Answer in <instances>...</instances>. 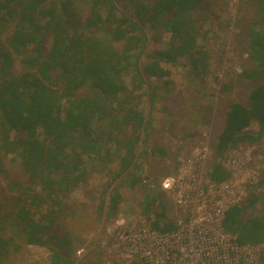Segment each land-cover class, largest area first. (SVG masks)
I'll return each instance as SVG.
<instances>
[{
  "label": "trees",
  "instance_id": "16d2710c",
  "mask_svg": "<svg viewBox=\"0 0 264 264\" xmlns=\"http://www.w3.org/2000/svg\"><path fill=\"white\" fill-rule=\"evenodd\" d=\"M207 2L0 0V38L11 29L0 39V199L4 191L12 194V200L0 204V263L19 249L16 243L21 241L51 251L50 264H73L67 259L73 239L63 228L65 200L85 181L86 171H103L115 161L118 170L111 182L142 189L141 212L147 215L156 205L162 210L155 213L151 226L164 232L174 229L171 221L159 224L166 216L163 198L148 191L133 167L138 132L148 128L144 114L132 103L144 93L133 96V91H140L151 78L162 83V93L168 92L171 73L163 62L185 59L190 74L204 76L199 40ZM249 2L252 14L241 16L239 22L245 53L253 63L241 76L252 86L247 105L229 104L215 158L240 143L264 140V0ZM81 3L88 4L86 16L78 11ZM164 34L168 40L163 42ZM150 44L157 50L146 53ZM125 76H131L133 90L127 89ZM146 96L154 101L159 94L153 88ZM252 124L255 131L248 130ZM14 156L23 182L7 177L3 162H13ZM207 176L217 184L228 178L215 161ZM108 188L99 205L106 207V218L121 200L117 185L110 192ZM258 200L251 194L241 206L223 212L221 228L240 245L264 242V211L255 217L251 210ZM260 261L264 264V254Z\"/></svg>",
  "mask_w": 264,
  "mask_h": 264
},
{
  "label": "rangeland",
  "instance_id": "374dc122",
  "mask_svg": "<svg viewBox=\"0 0 264 264\" xmlns=\"http://www.w3.org/2000/svg\"><path fill=\"white\" fill-rule=\"evenodd\" d=\"M251 5L253 7L252 3ZM251 5L249 0H208L204 10L207 19L201 24L202 38L199 40L203 62L206 65L204 76L197 78L190 74V66L185 59L174 64L163 62V68L171 73L168 92L162 93L159 89L162 88V83L151 78L146 80L140 91H133V96L136 93H144L143 97L132 103L137 104L136 107L142 111L148 124L147 130L138 132L139 140L134 143L133 167L141 183L144 180L149 182V188L145 186L148 191L155 198L158 196L163 198L166 216L160 218L161 222L158 220L161 226L171 221L173 226L177 225V228H180L178 227V224L182 223L180 221H186L188 218V212L183 207H178L162 188V181L173 175L187 180L190 188L192 186L199 188L190 189L187 207L191 210V218L204 225L210 220L215 227L222 208L241 206L251 194H257L259 198L251 209L252 214L255 217L263 215L264 140L256 144L240 143L217 158L214 153L217 135L225 121L229 104L233 101L248 104L247 97L252 83L241 75L253 63L245 53L239 18L251 16L253 11ZM77 8L81 16L87 15V3H81ZM10 31L11 29L5 30L0 39H5ZM167 40L168 35L164 34L163 42ZM154 50H157V46L150 44L145 52L150 53ZM13 69L15 72L19 71L17 62ZM125 81L127 89L133 90L131 76H125ZM153 88L158 91L159 97L151 101L146 94ZM131 130V127L127 130L128 135H131ZM248 130L255 131L256 126L252 124ZM131 139L132 142L135 141L134 138ZM212 161L221 165L228 174V178L218 184L211 183L207 176ZM19 162L15 157L13 162L4 159L3 164L7 172L9 171L8 178L23 182L24 175L20 171ZM98 170L86 171L89 174L85 176V181L78 183L65 200L67 209L63 216L66 218V225L63 228L70 233L74 247L72 255L66 258L73 260V264H131L130 257L128 261L125 258L127 253L124 251L129 245L124 244H130L135 250L134 254L137 252L141 255L144 252L145 255L149 252L153 256L159 255V248L151 245L153 231L155 233L164 231L155 229L151 224L150 228L153 231L147 230L148 227L142 226L141 219L146 216L150 221L156 220L155 213L162 211L160 207L156 205L144 216L141 212L144 208L143 190L138 187L130 189L121 181L111 182L112 173L118 170L117 161L106 166L103 171ZM222 183L227 186V196L222 192L210 191V187L220 186ZM108 185L109 192L117 185L121 200L116 212H112L109 218H106L107 211H104L106 208H100L99 205ZM208 187L209 189H206ZM202 189L205 193L200 196ZM4 196L0 199V204L12 200L10 198L12 194L9 192L4 191ZM103 198L107 201L106 196ZM222 198L223 201L218 205L219 199ZM247 214L250 212L247 211ZM112 228H121L119 233L127 231L129 237L116 238L119 233L111 231L108 240H105L106 230ZM173 232L175 230L170 233ZM176 233L180 235L179 232ZM139 235L145 239L142 247L137 246L136 238ZM101 243L107 252L101 247ZM16 244L19 245V249L11 251L7 259L0 264L51 263L52 253L47 248L28 247V244L21 241ZM257 264L263 263L260 261Z\"/></svg>",
  "mask_w": 264,
  "mask_h": 264
},
{
  "label": "built area",
  "instance_id": "2783aa9c",
  "mask_svg": "<svg viewBox=\"0 0 264 264\" xmlns=\"http://www.w3.org/2000/svg\"><path fill=\"white\" fill-rule=\"evenodd\" d=\"M143 183L149 188V182H147V180H144ZM161 184L162 188L167 192L166 194L175 201V204L178 207H183L184 210L188 212V218L186 221H180L183 223L178 224L180 228H177L176 225L174 229L165 231L164 235H159L150 228V220L144 215L145 217H142L144 219H141L142 226L145 228L148 227L147 230L150 229L153 231V241L151 245L157 246L160 252L159 255L156 256L149 254V252L145 255L144 252L141 255L137 252L134 254L135 250L132 249L131 245L124 244L129 245L123 248L127 253L125 258L129 261L130 257L131 264L139 262H142V264H257L260 262L264 251L263 243L251 246L240 245L235 236L223 231L221 228L220 224L223 212L230 206L222 208L220 218L215 222V227H213L210 220L209 223L204 225L195 218H191V210L187 207V198L190 189L198 190L199 188L196 186L190 188L187 180L180 179V177H176V175L166 177ZM214 186L213 188L210 187V191L222 192L224 196L228 195L227 186L225 184L222 183L220 186ZM203 189L200 191V196L205 193ZM206 189H209V187ZM223 198L219 199L218 205L223 201ZM120 229L121 228L107 229V238L105 240H108V235H110L109 233L111 231L119 233ZM174 230L175 232L171 234L170 232ZM176 231L179 232L181 236L178 235ZM121 233L117 234L116 238L125 239L129 237L127 231ZM136 239H138L137 246L142 247L145 239L141 237V235ZM113 246L115 245L113 244ZM101 247L107 252L103 243H101ZM111 247L112 245L109 247L108 251ZM254 251L258 254H255Z\"/></svg>",
  "mask_w": 264,
  "mask_h": 264
},
{
  "label": "crops",
  "instance_id": "0c3cea01",
  "mask_svg": "<svg viewBox=\"0 0 264 264\" xmlns=\"http://www.w3.org/2000/svg\"><path fill=\"white\" fill-rule=\"evenodd\" d=\"M109 148H112L115 150V147L114 146H109ZM112 152V151H111ZM2 199V198H1ZM106 208V207H105ZM104 211H107V210H104ZM28 247H34L33 245H28Z\"/></svg>",
  "mask_w": 264,
  "mask_h": 264
},
{
  "label": "bare ground",
  "instance_id": "6f19581e",
  "mask_svg": "<svg viewBox=\"0 0 264 264\" xmlns=\"http://www.w3.org/2000/svg\"><path fill=\"white\" fill-rule=\"evenodd\" d=\"M157 234H159V235H164L165 232H157Z\"/></svg>",
  "mask_w": 264,
  "mask_h": 264
}]
</instances>
